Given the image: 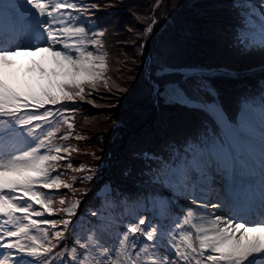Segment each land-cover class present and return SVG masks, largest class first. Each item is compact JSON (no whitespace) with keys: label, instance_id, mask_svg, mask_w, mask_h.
I'll return each instance as SVG.
<instances>
[{"label":"snow or ice","instance_id":"6c2138e0","mask_svg":"<svg viewBox=\"0 0 264 264\" xmlns=\"http://www.w3.org/2000/svg\"><path fill=\"white\" fill-rule=\"evenodd\" d=\"M231 9L229 46L264 57V0H231ZM100 10V0H0V218L7 217L0 222V264H264V78L242 96L232 115L209 100L215 88L202 70L176 75L162 39L146 90L157 102L179 103L205 118L185 133L166 134L154 148L130 147L139 166L134 172L123 167L114 179L99 180L103 161L78 168L71 161L79 149L60 141L73 135L75 102L88 99L86 88L98 92L107 86L113 113L124 109L130 95L104 74ZM168 19L174 17L169 14L164 23ZM138 20L146 41L162 23L154 13L147 23ZM40 52L51 53L56 65L51 71L37 60ZM37 69L46 82H32ZM63 125L65 134L58 137ZM118 126L119 120L114 130ZM65 163L86 175L66 182L60 174ZM93 181L98 186L87 187ZM76 182L85 184L82 191ZM257 182L259 205L248 208L238 192ZM62 187L73 189L70 203L59 193ZM52 192L60 194L59 207ZM82 203L87 231L79 230ZM201 203L195 211L207 215L193 235L185 229L192 224L193 205ZM35 206L63 218H46ZM34 214L44 218L33 219ZM40 224L52 225L54 237L47 228L33 234Z\"/></svg>","mask_w":264,"mask_h":264},{"label":"trees","instance_id":"16d2710c","mask_svg":"<svg viewBox=\"0 0 264 264\" xmlns=\"http://www.w3.org/2000/svg\"><path fill=\"white\" fill-rule=\"evenodd\" d=\"M100 2L102 10L98 14L106 29L104 54L108 65L103 71L112 84L118 82L121 86L127 87L130 95L124 109L120 113H113L110 110L111 95L107 86L101 85L98 92L86 88L89 92L88 99L75 102L78 107L74 115L76 127L73 135L69 141L60 142L65 145L70 143L74 149H79V152L74 151L71 157L77 168L80 164L87 166L93 162L100 164L103 161L104 166L99 170V180L107 181L119 176L123 167L131 168L134 172L139 166V161L129 151L130 147L139 150L154 148L166 134L185 133L206 116L202 111L179 103H165L163 100L157 102L149 94L145 88L147 59L144 49H147V56L152 59L155 49L161 47L163 39L167 44V58L173 68L201 70L223 68L243 72L263 68L264 57L256 53L244 55L229 46L231 25L235 21L231 0H100ZM109 5L114 7L110 8ZM157 5H160L158 12L155 11ZM150 13H154L162 23L156 25L154 38L146 41L143 35L147 34L138 26L140 23L138 18L143 17L144 23H147ZM169 14L174 19H168L164 23ZM150 67L152 72V61ZM179 74L180 71H176V75ZM205 77L217 94V97L209 96V100H217L230 114L236 115L242 96L254 92V86L264 78V70L238 77L224 73L205 74ZM92 100L96 103L93 104ZM117 120L119 126L114 130V122ZM66 127V125L61 127L58 137L65 134ZM76 136L82 138L77 140ZM92 152H96L100 159H95L91 155ZM60 174L62 179L69 183L73 175H86L68 170L66 163L62 165ZM97 186L96 181L87 185L93 189ZM84 187V183H75V189L82 191ZM59 193L66 197L68 203L72 201L73 189L62 187ZM50 198L56 207L60 206V194L52 192ZM81 199L83 201L85 198ZM88 199H91V195ZM35 210L43 211L46 218H63L60 213H47L42 206H35ZM79 211L84 213L79 217L81 230L89 226L84 203L81 204ZM33 216V219H36V215ZM60 227L62 226L56 230ZM45 228L51 237H54L52 225L40 224L33 232H40ZM62 243L66 244L67 240H63Z\"/></svg>","mask_w":264,"mask_h":264},{"label":"rangeland","instance_id":"374dc122","mask_svg":"<svg viewBox=\"0 0 264 264\" xmlns=\"http://www.w3.org/2000/svg\"><path fill=\"white\" fill-rule=\"evenodd\" d=\"M97 31H99V29H97ZM146 59H147V69H146V73L148 74V73H150V71H151V67H150V65H151V61H152V59H151V57L150 56H146ZM56 65H55V63H54V61L52 62V64H49L47 67H46V70H49V71H51V69H53L54 67H55ZM176 71H180V70H186L187 68H174ZM189 69H192V68H189ZM30 78H31V80H32V82L33 83H44V82H46V79H47V77L46 76H44L43 74H41L40 72H39V70L37 69L36 71H34L33 73H31L30 74ZM35 123V122H34ZM254 125H256V126H258L259 127V125H260V111H259V107L257 106L256 107V115H255V121H254ZM47 130V129H46ZM195 205V204H194ZM194 205H193V207H194ZM187 210V209H186ZM185 210V211H186ZM193 210V209H192ZM195 213H196V215L197 214H201L200 212H197V211H195ZM203 216H205V214L203 213ZM34 217V216H33ZM35 218L36 219H42V217H37V216H35ZM4 219H7V217L5 216V217H2V218H0V222H3V220ZM192 223H194L193 222V220H192ZM197 224V226H199L200 225V222H197L196 223ZM87 229H88V226L87 227H84L83 229H81L80 231H87ZM39 232V231H38ZM38 232H33V234H37Z\"/></svg>","mask_w":264,"mask_h":264},{"label":"bare ground","instance_id":"6f19581e","mask_svg":"<svg viewBox=\"0 0 264 264\" xmlns=\"http://www.w3.org/2000/svg\"><path fill=\"white\" fill-rule=\"evenodd\" d=\"M5 25H6V22H5ZM37 60L41 63V65L46 69V67L49 65V64H52V62H53V59H52V55H51V53H49V52H40V53H38L37 54ZM254 127H255V129H256V137H257V139H258V136H259V128H258V126H256V125H254ZM213 202H216V200L215 199H213L212 200ZM204 205H203V203H201V204H196V207H195V209L197 208V207H203ZM187 211V210H186ZM209 211H211V209H209ZM194 213V212H193ZM205 214H207L206 212H204ZM217 213H220V214H223V213H221V212H217ZM201 216H203L202 214H197L196 215V213H194V217H193V222L194 223H192L190 226H186V231H191L192 233H193V235H195V229H196V227H198L197 226V222H200V217ZM230 218V217H229Z\"/></svg>","mask_w":264,"mask_h":264},{"label":"water","instance_id":"95a60500","mask_svg":"<svg viewBox=\"0 0 264 264\" xmlns=\"http://www.w3.org/2000/svg\"><path fill=\"white\" fill-rule=\"evenodd\" d=\"M264 68V67H263ZM193 70H196V71H199L198 69H189V68H187L186 69V71H193ZM204 73H207V71H203ZM209 72V71H208ZM230 74H232V75H237L238 73H235V72H231Z\"/></svg>","mask_w":264,"mask_h":264}]
</instances>
